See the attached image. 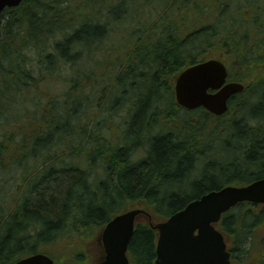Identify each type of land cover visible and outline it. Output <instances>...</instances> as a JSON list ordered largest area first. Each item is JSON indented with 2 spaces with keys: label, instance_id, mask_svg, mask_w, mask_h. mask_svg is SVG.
I'll return each instance as SVG.
<instances>
[{
  "label": "trees",
  "instance_id": "trees-1",
  "mask_svg": "<svg viewBox=\"0 0 264 264\" xmlns=\"http://www.w3.org/2000/svg\"><path fill=\"white\" fill-rule=\"evenodd\" d=\"M147 3L24 0L0 17V264L39 252L84 264L90 254L65 247L101 252L99 233L124 210L162 221L210 191L264 177V0H166L138 14ZM211 58L246 85L221 117L175 100L179 74ZM207 138H227L226 147L203 148ZM222 152L234 162L212 158ZM263 225L264 205L223 215L233 262L264 264ZM157 241L141 216L131 264H155Z\"/></svg>",
  "mask_w": 264,
  "mask_h": 264
},
{
  "label": "water",
  "instance_id": "water-1",
  "mask_svg": "<svg viewBox=\"0 0 264 264\" xmlns=\"http://www.w3.org/2000/svg\"><path fill=\"white\" fill-rule=\"evenodd\" d=\"M21 3L22 0H0V17L6 8ZM227 77L228 70L218 59L191 65L176 80V101L188 110L204 107L221 116L228 111L230 98L245 89L240 82L227 83ZM242 202L264 204V178L210 191L161 222H154L144 209L125 210L112 218L99 234L103 246L99 264H131L127 252L140 216H147L152 228L159 232L155 264H232L225 237L215 224ZM14 264L55 262L50 256L38 253Z\"/></svg>",
  "mask_w": 264,
  "mask_h": 264
},
{
  "label": "rangeland",
  "instance_id": "rangeland-1",
  "mask_svg": "<svg viewBox=\"0 0 264 264\" xmlns=\"http://www.w3.org/2000/svg\"><path fill=\"white\" fill-rule=\"evenodd\" d=\"M166 0H148V3L147 4H143L139 10H138V14L140 13H144V12H148L149 10H152L153 8H160L162 6H164V3H165ZM131 7H135L134 5H131ZM134 11L136 13V10L134 8ZM154 12V10L152 11ZM152 14V13H151ZM136 15L134 14L133 17H135ZM95 17H96V14H95ZM148 21V20H147ZM121 22V21H120ZM252 37L253 38H256L257 35L256 33H253L252 34ZM102 60V57H98L94 60V62H92V65L95 63L98 65V62ZM89 64L85 65L88 66ZM60 75V72H57V74L55 75V78H58ZM261 88H264V80H262L258 85H257V89H261ZM67 89L66 86L64 85H60V84H49L48 85V90L52 93H63L65 90ZM32 103V102H31ZM25 105H28V104H25ZM33 104H29L28 106H32ZM21 107H17L16 105L12 108L9 109V111H7L6 113L8 114L9 117H12L14 116L16 113H17V110L20 109ZM182 118L187 120L188 116L185 115V114H182ZM201 121L204 122L205 121V118L203 116V114H201ZM215 120H210L209 124L210 125H214L215 124ZM178 123V122H177ZM176 124V123H175ZM169 125H173V123H169ZM186 127L187 125L186 124H182L181 126V130H186ZM232 134V132L230 133V135ZM209 139V138H207ZM226 140L227 138H224L222 141H220L219 139H215V141H212V140H208L206 142L205 145H203V148L204 147H213V151L215 152H218L219 150L221 149H224L226 147ZM201 148V149H203ZM140 155V154H139ZM138 155V156H139ZM137 156V157H138ZM215 161H217L218 163H221L222 164H226L228 165V163H232L234 162V155H229L227 156L224 152H222V155L220 154L219 155V158H214L212 157ZM264 171V169H263ZM245 180H249L248 178L245 179ZM228 180H225L223 182H227ZM257 233L260 235V237L264 238V225L259 227L258 230H257ZM91 248V249H90ZM90 249V250H89ZM94 249V250H93ZM65 253L67 255H70L72 252H77V253H82V254H90L91 255V260L88 262L86 261L84 264H98L99 260H100V257H101V254L100 252H98V246L97 245H94L92 247H82V248H74V246H71L70 248L68 247H65Z\"/></svg>",
  "mask_w": 264,
  "mask_h": 264
}]
</instances>
